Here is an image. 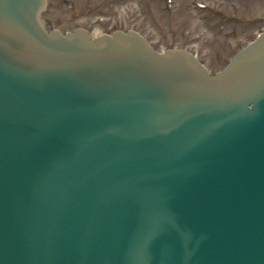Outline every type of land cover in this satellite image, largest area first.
Instances as JSON below:
<instances>
[{"label":"water","instance_id":"1","mask_svg":"<svg viewBox=\"0 0 264 264\" xmlns=\"http://www.w3.org/2000/svg\"><path fill=\"white\" fill-rule=\"evenodd\" d=\"M44 8L0 0V264H264V34L210 77Z\"/></svg>","mask_w":264,"mask_h":264},{"label":"rangeland","instance_id":"2","mask_svg":"<svg viewBox=\"0 0 264 264\" xmlns=\"http://www.w3.org/2000/svg\"><path fill=\"white\" fill-rule=\"evenodd\" d=\"M198 1L172 0L168 12L161 0H48L44 18L62 32L136 30L160 52L196 53L214 72L264 29V0H204L211 7L205 11L198 10Z\"/></svg>","mask_w":264,"mask_h":264}]
</instances>
